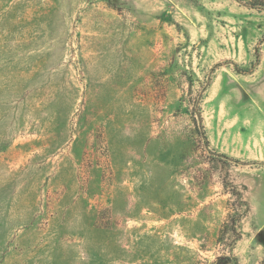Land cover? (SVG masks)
I'll return each instance as SVG.
<instances>
[{
    "label": "rangeland",
    "instance_id": "obj_1",
    "mask_svg": "<svg viewBox=\"0 0 264 264\" xmlns=\"http://www.w3.org/2000/svg\"><path fill=\"white\" fill-rule=\"evenodd\" d=\"M246 1L0 0V264H263Z\"/></svg>",
    "mask_w": 264,
    "mask_h": 264
},
{
    "label": "trees",
    "instance_id": "obj_2",
    "mask_svg": "<svg viewBox=\"0 0 264 264\" xmlns=\"http://www.w3.org/2000/svg\"><path fill=\"white\" fill-rule=\"evenodd\" d=\"M245 5L252 7V8H258V9H263L264 10V0H256L254 2H250V1H246ZM264 41V39L261 40V42ZM235 70L239 73H250L252 72V68L249 69H242L238 64H235ZM202 97V96H201ZM195 124L197 125V130L199 131V133L205 137V139L207 140V143L209 144V140L206 134V129L205 126L203 124V117H202V112H201V108H200V102L196 103V109H195ZM247 213V209H245L243 212H241L240 214L237 215V219L235 220V217H231V220L229 219V221H227V225H229L230 221L233 222L234 224V231L237 232L238 228H239V223L242 220L243 216ZM237 226V228H236ZM240 238V234H238L237 239ZM217 264H226L223 262L222 258H218L217 259ZM263 264H264V259H263Z\"/></svg>",
    "mask_w": 264,
    "mask_h": 264
}]
</instances>
